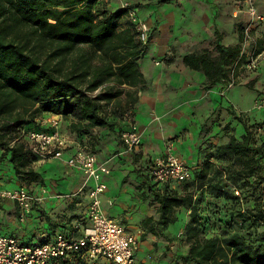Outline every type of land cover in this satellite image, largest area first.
<instances>
[{
    "label": "trees",
    "instance_id": "obj_1",
    "mask_svg": "<svg viewBox=\"0 0 264 264\" xmlns=\"http://www.w3.org/2000/svg\"><path fill=\"white\" fill-rule=\"evenodd\" d=\"M131 8L107 0H0V158L7 159L21 186L44 182L32 168L38 158L20 137L22 128L50 132L39 126L44 113L72 116L66 124L71 139L94 154L100 140L94 130L120 137L129 129L119 120L133 109L145 84L139 60L149 42L140 41L130 20L121 27ZM216 35L218 59L191 54L183 61L212 84H227L241 47H225ZM229 113L235 124L230 121L221 131L233 133L204 148L195 165L187 163L188 181L160 186L152 183V174L144 179L147 189L140 196L156 206V217L141 221L140 241L148 234L167 235L179 212L188 214L181 237L186 251L171 264H264V121L250 123L233 109ZM75 218L50 222L36 241L11 236L35 244L57 232L70 233Z\"/></svg>",
    "mask_w": 264,
    "mask_h": 264
},
{
    "label": "crops",
    "instance_id": "obj_2",
    "mask_svg": "<svg viewBox=\"0 0 264 264\" xmlns=\"http://www.w3.org/2000/svg\"><path fill=\"white\" fill-rule=\"evenodd\" d=\"M235 2L236 0H189L186 9L188 20L183 23L180 33L175 32V13L170 3L145 2L149 5L136 10L139 19L145 21L150 30L152 26L156 28V35L150 43V53L139 60L145 84L138 91V102L119 120V125H135L142 134V144L128 155L120 138L112 135L109 130H94V135L98 134L100 139L96 142L98 161L106 163L110 169V174L105 177L107 189L101 196L104 214L121 223L139 238L143 234L141 221L155 215L147 199L140 196L147 189V184H144L146 174H152L153 167L148 166H152L157 158L169 151L192 165L196 157V140L203 137L202 130L207 126L212 134L219 130L213 129L216 111L219 118L227 120V106L234 104L233 108H253L251 95L233 88L226 92V97H221L219 91L225 88V83L212 84L202 70L192 69L183 61L186 55L201 56L199 52L209 45L216 33H219L223 46L238 45V33L235 32L234 24L250 17ZM256 5L264 15V0H256ZM177 6L183 8L180 4ZM258 32L264 36V25L258 28ZM154 60L160 65L154 64ZM259 73L264 76V62ZM120 100L124 101V97ZM56 116L58 115L44 113L38 119L39 126L47 128L46 120ZM59 118V131L69 140V149L61 158L32 164V168L43 176L44 184L33 183L26 188L35 196L42 197V201L32 205L23 222L17 218L12 202L1 204L2 234L16 235L24 241H36L46 235L50 222L60 221L61 217L65 220L78 216L79 218L70 222L72 225L87 216L88 199L85 195L80 194L73 200L63 199V196L80 189L84 177L80 171L67 165L69 156L76 152L79 145L71 139L63 117ZM118 127L115 129L116 134ZM1 153L0 150V155ZM11 175L14 176L13 173ZM121 177L125 181L122 182ZM111 179H114V184L109 188L107 183ZM3 184V176L0 175V186L3 187ZM148 236L150 234L146 238ZM136 256L144 263L140 245Z\"/></svg>",
    "mask_w": 264,
    "mask_h": 264
},
{
    "label": "built area",
    "instance_id": "obj_3",
    "mask_svg": "<svg viewBox=\"0 0 264 264\" xmlns=\"http://www.w3.org/2000/svg\"><path fill=\"white\" fill-rule=\"evenodd\" d=\"M252 1L243 0V3L247 6L251 19L260 23L264 18ZM127 16L135 25L140 41L146 44L150 33L149 25L140 20L132 9ZM250 32V28H244L243 34L248 37ZM232 86L233 82L229 80L225 89ZM262 103L264 100L258 101L256 107L261 109ZM59 117L60 115L46 120L45 124L50 132L23 128L20 130V137L26 140L28 149L38 161L61 158L69 149V140L59 131ZM121 140L126 151H133L140 145L141 135L137 127L131 125L121 134ZM67 165L80 171L85 178L77 193L88 199L84 222H74L70 233L57 232L51 238L35 244L2 234L0 230V264H49L59 259H77L78 264H142L136 256L140 245L139 237L129 232L121 223L108 218L102 209L101 196L107 189L105 177L110 174L109 166L99 162L96 154L82 147H78L69 156ZM152 176L161 184L188 181L191 169L179 156L169 151L155 160ZM6 200L17 204L20 210L19 220L23 222L32 205L42 201V197L35 196L24 186L15 189L0 186V203Z\"/></svg>",
    "mask_w": 264,
    "mask_h": 264
},
{
    "label": "rangeland",
    "instance_id": "obj_4",
    "mask_svg": "<svg viewBox=\"0 0 264 264\" xmlns=\"http://www.w3.org/2000/svg\"><path fill=\"white\" fill-rule=\"evenodd\" d=\"M107 1L109 4L111 3V5L113 4L114 6H118L121 8L132 7L131 9L136 12V10H140L141 8H143L144 5H149L146 4L145 2H156L158 0H107ZM188 1L185 0L182 2V0L180 1L172 0L171 2H169L170 6L174 8V13H175L174 21L176 23L174 28L176 33H180L182 31L183 23L188 20L187 19L188 14L186 12V9L188 7L187 6ZM252 3L257 8L256 0H253ZM179 4L183 6V8L177 6ZM235 4L236 6L238 5L241 11H244V13L246 12L249 15L247 6L243 3V0H236ZM258 12L260 13L259 10ZM261 15L264 18V15L263 14ZM249 17L250 19L248 20L237 21L234 24L235 32L238 33V45L241 47V57L238 63L236 64V67L233 66L234 69L231 72L230 81L233 82V86L229 89L222 88L219 91V94L221 95V97H226V92L228 90H231L233 88L237 90L238 89L243 90L246 94L251 95L253 108L252 109L250 108L241 109L237 107L233 108L235 106L234 104H232L231 106H227L226 107L227 109H225L227 120L223 119V117L219 118L216 111V115H215L216 117L214 118L215 122H213V129L217 128L219 130H217L215 134L211 133L212 130H210L208 126L207 128H204L202 130L203 137L200 136L196 140V146L194 149V152L196 153V157L193 160L192 165H195V163L202 158V150L204 148L209 147V145H217L222 142H225L227 140V135L233 133L230 131L231 128H229L225 132L221 131L222 128L230 121L231 123L235 124L234 120L232 119L233 117L229 113L230 109H233L238 115H243L247 120L250 121V123L264 121V103H262L261 109L256 107L258 101L261 102L264 100V76L259 73L261 64L264 62V48L262 49V44L264 43V36L259 35L258 32V28L261 25L262 26L264 25V21L258 23L257 21L252 20L250 15ZM232 18L235 19L233 15ZM127 22H129V19L128 16L126 15L120 21L121 27H123ZM244 28H250L251 30L248 37H245V35L243 34ZM155 35H156V28L152 26L149 33V42L147 43V49L145 55L141 59L145 58L150 53V43L154 39ZM216 37L217 36L214 35L209 45L206 48H203L199 52V54L205 55L214 60L217 59L219 55L218 52L215 50ZM153 63L156 65H160V63L156 60H154ZM70 119H72V116L65 118L64 123L68 124ZM239 128L240 127H238V130ZM123 132L124 131L120 132V137H119L120 140H121V134ZM139 133L141 135V142H142V134L140 131ZM121 143L123 144L122 140ZM141 144L142 143H140L139 146H141ZM124 151L128 155H130L135 150L126 151L124 146ZM148 167L149 168L154 167V164H152V166L149 165ZM9 168L12 169L7 159L0 158V175L3 176V180H4V184L2 185L3 186L2 188L15 189L21 187L19 181L14 176L11 175V173L13 172L10 171ZM84 181L85 178H83L82 186L84 184ZM121 181L123 182L125 181V179L121 177ZM152 183H155L153 179H152ZM37 184H42V183H37ZM107 184L109 188H112L114 184V179H111V181L108 182ZM160 186H162L161 183ZM78 191L79 189L74 193L63 196V199L73 200L77 196L79 197L80 194H77ZM147 201H148V205L151 207L153 212H155V215L153 217H156V206L152 205L149 202V199H147ZM178 216H179V220L175 224H172L168 227L167 235L165 236L160 235L159 237H154L150 235L144 240L142 239V241H140V252L143 255L142 257L144 259V263L142 264H171L172 259H174V257L177 254L185 253L186 246L181 240V237L183 230L182 226L187 221L188 214L183 211H180Z\"/></svg>",
    "mask_w": 264,
    "mask_h": 264
}]
</instances>
